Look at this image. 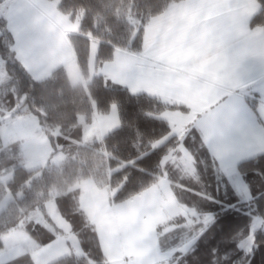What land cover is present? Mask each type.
Masks as SVG:
<instances>
[{"label": "rangeland", "instance_id": "1", "mask_svg": "<svg viewBox=\"0 0 264 264\" xmlns=\"http://www.w3.org/2000/svg\"><path fill=\"white\" fill-rule=\"evenodd\" d=\"M58 2L59 0H0V18L3 21L0 34L4 32L5 35H10L8 46L33 78L39 80L47 77L53 69L63 66L70 82L76 85L74 55L68 36L78 32V17L71 18L62 13L57 6ZM169 10V13H164L147 24L143 36L144 47L140 53L131 52L138 56L129 57L115 50L110 61L98 65L95 59L98 45L91 41L89 75H108L105 80L110 84L127 88L133 94L145 93L169 106L167 98L162 94L170 96L169 99L179 107L163 108L159 114L160 118L164 117L170 123V136L177 131L180 134L179 140L188 136L193 138L191 129L182 137L184 127L190 128L191 125L196 128L198 118L192 106H202L208 97H217L219 87L222 86V100L212 112L226 110L229 122L222 126L214 122L215 127L211 129L213 134L207 136L212 146H206L213 156L216 157V152L223 156L221 162L224 166L220 167L225 174L232 176L235 171L236 176L238 173L235 167L238 162L264 152V93L261 94L264 75L257 83H252V80L244 83L243 80V85L248 86L240 91L237 83L246 70L234 71L239 60L237 55H246L254 61L256 58L264 59V30L261 27L250 29L248 26L251 17L259 10V5L255 0H183L172 5ZM191 18L203 21L191 25L193 49H182L178 43H183L182 37L185 36L186 26ZM206 36L210 37L208 41ZM228 37L230 39L226 41ZM216 41H219V45H216ZM154 43L157 45L150 51L149 46ZM260 52L262 56H258ZM196 55H203L202 63L198 57L194 59ZM169 58L173 70L170 77L162 74ZM179 61L186 63L187 73L197 71L194 82L199 85L196 88L185 87L183 82L174 87ZM261 65L249 62L248 67ZM5 77L0 57V83ZM203 78L210 80V83ZM180 105L188 110H181ZM233 113L235 123L230 118ZM0 120L3 121L0 125V183H6L11 178L12 170L17 165L35 169L47 163L58 165L64 160L65 155L59 150L58 142V151L51 155L52 148L34 116L10 118L5 113L0 116ZM259 120L262 127L253 132L251 128ZM202 121L205 122V119L202 118ZM91 124L93 126L89 127ZM182 124L185 126L182 127ZM118 126L117 106L112 104L106 114L98 115L97 126L94 121L84 126L81 140L70 138L69 141L72 144L80 141L88 144L93 139L103 138ZM51 133L54 137L58 136L59 130L54 129ZM183 140L168 150L165 162L181 152ZM163 141L164 139L157 144ZM191 149L196 148L186 143L184 150ZM242 152V156L237 157ZM181 155L185 159H176L181 178L184 167L187 175L191 168L189 178L196 183L198 174L194 167L202 163V159ZM163 171L166 176V168ZM166 179L162 177L155 186L120 202L112 201L113 192L107 187L98 188L90 180L77 184L76 188L80 191L79 208L84 211L90 224H93L107 264H163L162 260L167 256L161 255L157 249L158 232L182 227L184 222H190L194 214L188 208L187 200L181 201ZM236 184H239L238 179ZM175 185L181 187L180 182ZM181 188L183 192L179 191L180 197L185 198L186 192L190 191L188 182ZM245 189L247 191V187ZM207 192L209 191L203 189L204 195ZM247 195L249 196V192ZM10 199V194H6L0 201V211ZM28 220L56 231L57 238L37 248L35 241L22 228L3 233L0 235V264L24 254H29L34 264H48L68 254L84 255L78 237L69 230V223L54 202L47 204L41 211L30 213ZM259 229L264 230V218L255 217L249 228V243L253 242V234Z\"/></svg>", "mask_w": 264, "mask_h": 264}, {"label": "trees", "instance_id": "2", "mask_svg": "<svg viewBox=\"0 0 264 264\" xmlns=\"http://www.w3.org/2000/svg\"><path fill=\"white\" fill-rule=\"evenodd\" d=\"M181 1L59 0L57 6L62 13L78 17V32L68 36L76 85L70 82L63 66L47 77L33 78L8 46L10 35L0 34V57L6 76L0 83V116H34L52 148L51 155L58 151L56 142L65 155L58 165L47 163L35 169L17 165L11 178L0 183V201L6 194L11 197L0 211V235L22 228L37 248L49 244L57 238L56 231L28 220V216L54 202L69 223V230L78 237L84 255L68 254L48 264H107L93 224L79 208L77 184L90 180L98 188L110 189L112 201L128 200L164 176V159L179 140L170 136L168 123L158 116L168 105L145 93L133 94L127 88L116 87L95 73L89 75L90 42L98 45V65L110 61L116 49L140 53L147 24ZM255 1L259 10L248 26L264 30V0ZM112 104H116L119 117L116 129L88 144L69 141L81 140L84 126L92 122L94 115L106 114ZM54 129L59 130L58 136L52 135ZM190 139L188 136L183 142ZM196 140L190 142L196 148L195 158L207 163V149L199 137ZM207 167L204 164L202 171ZM235 170V178L219 171L224 175L218 179L219 186L207 182L204 173L201 191L186 192L188 208L195 217L182 227L158 232L157 249L167 256L163 264H264V230H256L253 242L247 241L253 219L264 218V152L238 162ZM203 189L208 194L204 195ZM179 191L183 189L175 185L178 198ZM4 264L34 263L29 254H24Z\"/></svg>", "mask_w": 264, "mask_h": 264}, {"label": "crops", "instance_id": "3", "mask_svg": "<svg viewBox=\"0 0 264 264\" xmlns=\"http://www.w3.org/2000/svg\"><path fill=\"white\" fill-rule=\"evenodd\" d=\"M169 12H170V10L167 13H169ZM200 21H203V20L196 19V18H191L188 21L189 24L186 26L185 36L182 37L183 43H178V45L182 49H184L185 47L187 48V50H188V48L190 50L193 49V46H192L193 45V42H192V37H191V32H190L193 27H191V25H193L195 23H198ZM210 29L211 28H209L208 31H210ZM181 31L182 30H180L179 33H181ZM180 36H181V34H180ZM209 39H210V37L209 36H206V40L208 41ZM229 39H230L229 37L226 38V41L229 40ZM155 45H157V43H154V44H152V45L149 46V47H151L150 51H152L154 49L153 46H155ZM216 45H219V41H216ZM116 51H120V53H122L123 55H127L129 57H133L134 55L138 56L137 54H132V53L126 51V50L116 49ZM202 56L203 55H198V56L196 55L194 57V59L198 57L199 62L202 63L203 62L202 61ZM237 56H238V59L239 60L237 61V65L234 66V71H238V70H242V69H245L246 70L245 75L243 74L242 78L237 83L239 85V87L241 88L240 89V91H241L242 88H245L246 86H248V84L243 85V80H244V83H245V81L246 82H249L247 80H252V83H257L256 81L258 79L259 80L262 79V77L264 75V59L263 58L262 59L261 58H256V60L254 61V59H249L248 57H246V55H237ZM258 56H262V53L260 52ZM170 61H171V59L169 58L168 61H167L166 66H165V68H163V70H162V72H163L162 74H168L169 77L173 73V70L170 67ZM238 62H240V64ZM249 62H252L254 65L255 64H258V63H261L262 65L260 67H255V66L254 67H248ZM178 63H179L178 64V67H177L178 69H176V72H177V81L174 82V87H177L179 85V83H182L183 82V84H185L184 85L185 87H189L190 86V87L196 88L199 85L198 83H195L194 82V80L197 79V77H196L197 76V71H195V72L192 71L191 73H187L186 71L188 70V68H187V66L184 65L186 63L184 61H179ZM180 68L182 70H180ZM102 75L103 74H101V76ZM105 76H108V75H103L102 77L105 78ZM203 79H205L208 83H210V80H208L206 78H203ZM222 88H223L222 86L219 87V90L220 91L218 92V96L217 97L216 96L215 97H212V98L211 97H208L207 101L202 106H192V108H194V110L196 111V115H197V118H198L199 123H198V121L196 122V125H195L196 128L193 127V126H191V125H190V128L189 127L188 128L184 127V129H183L184 131L182 133V137L183 136L184 137L186 136L187 132H189L188 130L193 129L194 132H195V135L193 136V138H191L189 140V142H186V143L190 145V142L198 141L196 139H198V137H199V139L202 140L204 142V144H205V147L207 149V153H208L207 155H208L209 160L206 161L207 163H204V162L201 163V166L199 164V166H197V168L194 167V170L198 174V178L196 180V183L193 180H191V178H189V173H190L191 168L188 170V175H187L186 172H185L184 165H183V167H184V169H183V177L181 178L180 170L178 168V165H179L178 160L180 158H184L181 154H186L187 157H189V155H191V157H195V154H194L195 150H193V149H191V150H184V147L186 146V143H184V146L181 148V152H179L176 157H174V156L171 157L169 159V161L167 162V165L168 166L166 165V170H167L166 176H163V177H166L167 178L166 181H167V183H169L168 185L170 186V188L172 189V191L174 193H175V184L177 182H180L181 183V185H180L181 187L184 186L186 182H188L189 190L190 191H187V192H194V193L200 192L201 191L200 189H202V186L203 187L205 186L204 183H203L204 182V177H205L204 176V173L207 176L206 177L207 182L214 183L217 186L220 185L218 179H220V177L222 178L224 176L222 174H225L224 169H222L220 167V166H224L223 163L221 162V160H223V156H219L217 152H216V157L213 156V154L210 152L209 148H207L206 145L212 146L210 144L209 139H208L207 136H210V135L212 136L213 132H212L211 129L213 127H215L214 126V122L216 121V123H218L220 126H222V125L226 124L227 122H229L228 121L229 115H228V112L226 110L225 111L224 110H222V111L218 110L216 112H212V111H214V110L217 109L216 106L222 100L221 99V89ZM263 93H264V86L261 87V94H263ZM162 95L165 98H167V103L171 105V106L168 105L169 108H172L173 109L174 106H177V108L179 107L173 100L169 99L170 96H168L166 94H162ZM231 106H233V105H231ZM180 107H181L180 108L181 110H184L186 108L185 106H182V105H180ZM177 108H175V109H177ZM158 115H159V117H161L160 114H158ZM234 115H235V113H233L232 116H230V118L232 119L233 123H235V116ZM202 118L205 119V122H203V121L201 122V119ZM162 119L165 120L164 117H162ZM93 121H94L95 126H97L98 125V115H94L93 116L92 122ZM251 122H254V121L252 120ZM167 123H168V125L170 124L169 122H167ZM92 126H93V124H91L89 127H92ZM183 126H185V124H182V127ZM261 127H262L261 121L259 120V121H257L253 125V127L251 129L254 132L255 129H258L259 130ZM84 130L86 131V129H84ZM174 136H176L177 140H179L178 137L180 136V134L177 131L174 134ZM180 140H183V139H180ZM201 153H202V151H201ZM242 154H243V152L241 154H238L237 157H241ZM201 157H203L204 160H205V155H202L201 154ZM176 159H178V160L176 161ZM204 164H207L208 167L205 169V171H202V169L204 168ZM234 175H235V172H234V174L232 173L233 178H235ZM227 177H229V176H227ZM221 185H223V184H221ZM177 187H179V186H177ZM179 196H181V194H179ZM187 196H189V195L186 194V197ZM186 197L185 198L184 197H180V200L183 201V202H185L188 199V197L187 198ZM194 217H195V213L192 214V218H194Z\"/></svg>", "mask_w": 264, "mask_h": 264}]
</instances>
